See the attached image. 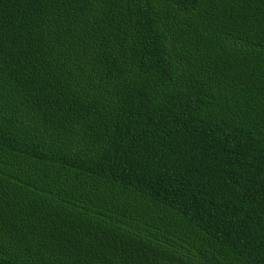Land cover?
<instances>
[{
    "label": "trees",
    "instance_id": "1",
    "mask_svg": "<svg viewBox=\"0 0 264 264\" xmlns=\"http://www.w3.org/2000/svg\"><path fill=\"white\" fill-rule=\"evenodd\" d=\"M0 264H264V0H0Z\"/></svg>",
    "mask_w": 264,
    "mask_h": 264
}]
</instances>
